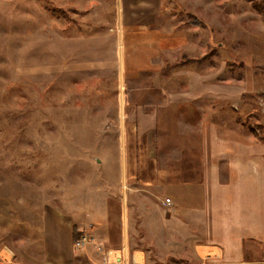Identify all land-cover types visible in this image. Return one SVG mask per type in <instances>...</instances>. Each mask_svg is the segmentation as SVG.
<instances>
[{"label":"rangeland","instance_id":"374dc122","mask_svg":"<svg viewBox=\"0 0 264 264\" xmlns=\"http://www.w3.org/2000/svg\"><path fill=\"white\" fill-rule=\"evenodd\" d=\"M98 2L0 0V254L13 255L9 264H44V222L59 231L67 215L80 225L84 206L105 207L116 192L125 98L128 115L150 96L204 94L213 118L264 138V0H155L148 39L121 38L116 0ZM190 248H174L178 262L222 264ZM258 248L238 264H264Z\"/></svg>","mask_w":264,"mask_h":264},{"label":"crops","instance_id":"0c3cea01","mask_svg":"<svg viewBox=\"0 0 264 264\" xmlns=\"http://www.w3.org/2000/svg\"><path fill=\"white\" fill-rule=\"evenodd\" d=\"M87 1V7L100 5ZM153 1L116 0L115 31L121 38L130 30L148 39ZM205 99L189 93L150 96L130 106L128 115L130 100L124 99L117 190L105 207L84 206L80 225L67 215L59 231L56 223L44 222V264H182L173 252L179 246L191 247L187 254L200 258V247L206 248L207 258L222 264L258 254L264 243V138L213 118ZM74 229L79 238L87 237L82 246L75 245Z\"/></svg>","mask_w":264,"mask_h":264},{"label":"built area","instance_id":"2783aa9c","mask_svg":"<svg viewBox=\"0 0 264 264\" xmlns=\"http://www.w3.org/2000/svg\"><path fill=\"white\" fill-rule=\"evenodd\" d=\"M164 203L165 204H169L170 203V199L169 198H165V200H164ZM85 242H87V237H85V236H83V237H81V238H79L76 242H75V245L76 246H82ZM2 251V250H1ZM0 258H1V260H2V262L4 263V264H9L10 263V258L8 259V258H5L2 254H0Z\"/></svg>","mask_w":264,"mask_h":264},{"label":"trees","instance_id":"16d2710c","mask_svg":"<svg viewBox=\"0 0 264 264\" xmlns=\"http://www.w3.org/2000/svg\"><path fill=\"white\" fill-rule=\"evenodd\" d=\"M79 235H80V233L76 229H74V231H73V240H74V242H76L78 240Z\"/></svg>","mask_w":264,"mask_h":264}]
</instances>
